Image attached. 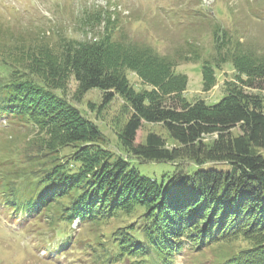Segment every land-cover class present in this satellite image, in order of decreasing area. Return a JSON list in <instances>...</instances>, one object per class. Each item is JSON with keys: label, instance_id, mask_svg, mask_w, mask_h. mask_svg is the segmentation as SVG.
<instances>
[{"label": "trees", "instance_id": "obj_1", "mask_svg": "<svg viewBox=\"0 0 264 264\" xmlns=\"http://www.w3.org/2000/svg\"><path fill=\"white\" fill-rule=\"evenodd\" d=\"M88 13L90 36L59 33L49 42L42 33L28 42L21 60L0 58V120L29 130L22 151L11 145L0 160L7 171L0 172V204L19 223L47 219L59 236L75 221L100 228L113 220L107 240L98 242L103 248L76 242L90 247L97 264H173L186 246L212 243H234L218 257L223 264H264V96L248 91L264 90V59L229 55L233 39L214 24L213 61L201 60L204 89L215 85L221 63L231 62L234 76L218 102L192 101L174 54L129 42L118 17L102 7ZM232 43L240 45L238 38ZM187 44L193 56L182 57L198 61L196 43ZM93 89L101 92L98 112L116 97L122 101L117 149L76 105ZM143 122L160 124L168 137L150 131L137 143ZM131 157L169 162L173 172L160 179L144 175ZM209 162L227 167H204Z\"/></svg>", "mask_w": 264, "mask_h": 264}, {"label": "rangeland", "instance_id": "obj_2", "mask_svg": "<svg viewBox=\"0 0 264 264\" xmlns=\"http://www.w3.org/2000/svg\"><path fill=\"white\" fill-rule=\"evenodd\" d=\"M101 7L118 17L120 31L126 33L129 42L148 44L162 54L175 55L178 60L175 71L187 75L185 96L192 101L204 99L207 103L218 102L225 94V82L234 76L232 63H221L216 69L215 85L210 90L204 89L201 60L208 58L213 61L210 55L215 51L214 24L219 23L226 28L227 36L230 34L233 39L227 46L229 55L245 54L256 61L264 59V0H0V35L3 33L0 38L5 44L0 48V58L21 60L18 57L22 50L28 48V42L42 33L50 36L47 39L49 42L59 33L82 38L88 32L90 36L93 33V17L88 12ZM236 38L240 45H233ZM10 40L21 41L25 46L20 49L11 47L13 42ZM190 40L196 43L200 54L198 61L182 57L183 54L192 55L187 44ZM128 76L132 84L142 87V81L135 73L128 72ZM75 85L71 82L68 94L72 100ZM248 91L264 96V90L250 88ZM100 94L99 90H90L76 105L99 125L111 148L117 149L114 126L115 120L125 119L120 117L122 101L116 97L98 112ZM89 102L96 104L95 109L90 108ZM28 131L27 127H17L10 125L6 119L0 120V160L9 154L11 145L22 151L29 139L25 138ZM150 131L168 137L160 124L143 122L137 131L136 142H143ZM234 132L238 133V128ZM11 134L16 137L12 138ZM261 153L264 154V149ZM130 161L142 174L158 179L165 172L171 174L174 168L169 162L141 161L135 157H131ZM204 167L226 169L227 165L209 162ZM5 171L6 167L1 165L0 172L5 175ZM113 228V220L108 226L100 228L90 223L74 222L70 231L61 235L64 238H60L57 234L61 232L55 235L47 219L34 218L28 224L19 223L0 204V264H97L90 247L81 249L76 242L85 240V243L101 249L103 247L98 242H105ZM66 239L69 242L56 251L55 247L64 245ZM192 246L176 252L173 264H223V257H218L234 250V243H212L199 250ZM116 264H130V261L125 259Z\"/></svg>", "mask_w": 264, "mask_h": 264}]
</instances>
